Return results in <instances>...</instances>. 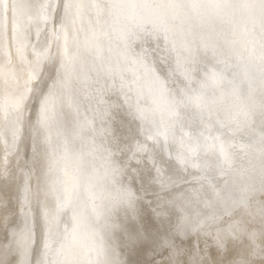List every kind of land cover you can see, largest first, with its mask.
<instances>
[{
    "label": "bare ground",
    "instance_id": "obj_1",
    "mask_svg": "<svg viewBox=\"0 0 264 264\" xmlns=\"http://www.w3.org/2000/svg\"><path fill=\"white\" fill-rule=\"evenodd\" d=\"M130 2L0 0V264H168L178 251L214 256L230 224L259 225L264 133L244 115L261 99L259 19L181 11L232 60L216 65L226 79L210 82V105L176 110L180 19L167 38L137 36V22L163 10ZM237 62L250 100L228 83Z\"/></svg>",
    "mask_w": 264,
    "mask_h": 264
},
{
    "label": "snow or ice",
    "instance_id": "obj_2",
    "mask_svg": "<svg viewBox=\"0 0 264 264\" xmlns=\"http://www.w3.org/2000/svg\"><path fill=\"white\" fill-rule=\"evenodd\" d=\"M119 6L117 4H109L103 7L111 9ZM126 6L129 8L163 10L157 19L141 18L134 29V34L137 36L141 30L148 34L158 35L162 29L165 33V38H167L169 21L180 19V24H172V27L179 28L183 34L184 46L188 55L184 57L186 62L184 67L186 83L182 88L173 90V93L168 97L170 106L176 110L188 109L192 106L202 107L210 105L212 100L207 95L210 82L222 84L226 79L225 70L218 69L216 65L224 64L227 67L232 60V52L230 50L224 49L218 43H209L201 33L193 31L198 25L189 24L185 28V20L181 16V11H197L202 8H215L232 12L243 10L250 14L251 19L255 20L258 18L261 25L262 41L260 49L261 99L258 113L252 112V106L248 105L249 111L245 112L244 115H258L261 131L264 133V0H213L211 3H206L205 0H163V2L141 0V2L137 3L135 0H132ZM188 19L192 20L194 18L188 17ZM198 36L199 40L197 41L196 37ZM188 37H191V39ZM199 64L205 65L203 77L199 76L200 71H202L197 67ZM209 64H211V69L208 68ZM232 66L240 69L238 72H233L232 79L228 81L232 86V91L250 100L251 89H245L240 86L248 74V66L241 65L238 62ZM160 86L162 90L167 91L163 83ZM47 100L48 98H45L42 108L45 115L47 114ZM177 114H180L179 111ZM259 193L261 197H264V181L261 182ZM129 206H131V201H129ZM258 211L260 219L258 226H256L255 217L253 216L251 221H237L236 223L240 225L239 227L233 228L230 224L224 236H217L215 238L216 254L214 256L204 249H197L196 252L187 253L188 258L181 261L174 259V256L179 254L178 251L169 257L168 264H264V199L260 200ZM246 214L252 215L251 213ZM250 223L252 224L251 227L248 226ZM229 245L233 247L230 249ZM229 252H232L230 259L225 260L221 258ZM37 264H44V261H37ZM48 264H54V262L49 261Z\"/></svg>",
    "mask_w": 264,
    "mask_h": 264
}]
</instances>
